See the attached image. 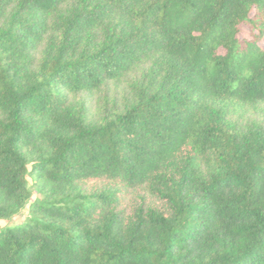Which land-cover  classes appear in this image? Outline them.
I'll return each mask as SVG.
<instances>
[{
    "label": "trees",
    "instance_id": "trees-1",
    "mask_svg": "<svg viewBox=\"0 0 264 264\" xmlns=\"http://www.w3.org/2000/svg\"><path fill=\"white\" fill-rule=\"evenodd\" d=\"M263 38L264 0H0V264H264Z\"/></svg>",
    "mask_w": 264,
    "mask_h": 264
},
{
    "label": "rangeland",
    "instance_id": "rangeland-1",
    "mask_svg": "<svg viewBox=\"0 0 264 264\" xmlns=\"http://www.w3.org/2000/svg\"><path fill=\"white\" fill-rule=\"evenodd\" d=\"M238 37H239V39L249 40L252 38V33L246 25L241 24L239 26ZM259 46L262 49H264V38L259 42ZM219 52L223 53L222 50H220ZM123 87H120L117 90V92H116L117 96L122 97L121 92L124 90ZM88 100H91L93 102V104L96 105V102L98 100V96L94 95V96L90 97V99L88 98ZM246 120L247 121L255 120V121L264 122V108H261L260 110H257V111L244 112L242 115V121H246ZM37 197H38L37 193L34 191V189L31 188L30 189V199L28 201V204H30L32 201H34ZM27 215H28V207H25L17 215H15L13 218H11L9 221H1L0 225H1V227L7 226V225H18L20 223H23L27 219Z\"/></svg>",
    "mask_w": 264,
    "mask_h": 264
}]
</instances>
